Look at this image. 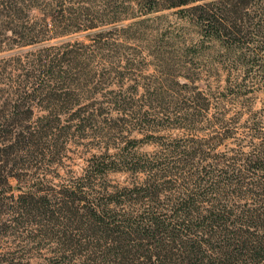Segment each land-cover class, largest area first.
<instances>
[{"label": "trees", "instance_id": "1", "mask_svg": "<svg viewBox=\"0 0 264 264\" xmlns=\"http://www.w3.org/2000/svg\"><path fill=\"white\" fill-rule=\"evenodd\" d=\"M120 1L105 0L107 6L119 2V11L133 19L129 26L144 21H134L137 11L146 15L176 8L182 20L198 26L204 39L219 45L217 69L226 74L228 91L241 95L236 92L241 82L250 81L264 92V0ZM21 2H4L8 47L33 44L52 30L64 32L55 31L57 17L49 12L32 22L28 14L22 17ZM50 49L38 50L32 59H13L12 69L19 73L12 74L8 115L0 122V189L20 191L9 196L8 233L28 229L24 239L37 248L53 244L49 264H264L261 122L253 125L254 136L262 141L228 163L217 156L202 164L208 143L200 138L169 144L161 141L163 135H153L160 147L156 158L130 155L123 146L115 153L92 156L80 176L67 184L57 187L38 178L40 166L58 154L67 130L74 127L82 137L83 130L92 127L95 114L87 108L99 101L75 90L103 78L87 70L85 60H76L73 52L59 55ZM73 68L79 70L78 78L71 76ZM232 75L241 82H229ZM151 85L146 87L148 108L158 100L149 92ZM196 95L203 97L199 91ZM103 96L116 111L135 119L137 132L160 125L195 135L188 126L194 112L186 113L184 122L162 110L157 122L121 94ZM35 111L39 114L33 118ZM95 111L106 113L102 106ZM65 116L68 124H61ZM120 119L127 118L116 119L109 128L117 130ZM108 172L126 173L131 184L109 186ZM97 178L103 181L99 190ZM10 179L25 185L11 186ZM24 254L9 252L0 264H27Z\"/></svg>", "mask_w": 264, "mask_h": 264}, {"label": "rangeland", "instance_id": "2", "mask_svg": "<svg viewBox=\"0 0 264 264\" xmlns=\"http://www.w3.org/2000/svg\"><path fill=\"white\" fill-rule=\"evenodd\" d=\"M5 1L8 2L0 0V122L3 121L1 116L8 115V90L11 89L10 84L14 85L12 74L19 73L12 69L13 59H32L42 48H51L52 54L58 52L59 55L69 51L73 52L71 55L76 60H85L87 70L103 77H95L93 83H88L80 91L75 90L99 101L87 108L95 114V122L83 130L82 137L74 132V127L67 130L53 161H45L38 170V178L45 182L57 187L67 184L80 176L92 156L115 153L123 146L130 155L144 154L146 158H156L160 147L155 145L158 140L153 135H163L161 141L169 144L187 142L192 137L207 142L209 147L205 146L204 152L208 156L202 164L213 162L217 156L228 163L232 157L244 155L262 141L254 136L253 125L261 122L260 132L264 133V92L261 87L258 83L241 82L232 75L229 82H241V88L236 92L242 94L228 91L227 76L217 69L219 45L204 39L198 26L182 20L176 8L146 15L137 11L134 21H144L129 26L133 19L119 11L123 10L119 8V2H111L107 6L105 0H22L19 3L22 17L28 14L32 22L41 17L42 12H49L57 17L55 31L64 32L55 34L52 30L33 44L8 47V8ZM90 23H93V28L86 27ZM101 44L105 46L103 49ZM78 72L73 68L70 74L78 78ZM100 80L108 83L102 85ZM148 83L152 84L149 92L158 97L154 108L144 105ZM184 83L187 87L183 86ZM95 89L100 91V96L95 95ZM197 91L205 99L195 96ZM109 92L121 94L133 103L134 108H140L142 113L147 111V118L155 117L157 122H161L158 114L162 110L171 113L173 119H184L186 113L194 112L196 117L193 116L194 121L191 119L188 126L192 127L189 133L195 135L180 128L162 129L160 125L137 132L132 116H124L104 100L103 94L108 95ZM86 101L83 99L82 103ZM99 106L103 107L105 114H96ZM72 112L70 109L68 114ZM38 114L35 111L33 118ZM118 118L127 119L117 122V130L109 128ZM61 124H68L66 116L62 117ZM106 178L111 187L130 185L132 180L123 172H108ZM95 182L99 190L103 181L97 178ZM9 184L25 185L24 181L20 183L16 179H10ZM19 192L16 188L0 189V258L7 257L9 252H24L22 261L27 264H49L53 244L37 248L24 239L28 229L8 233L9 196Z\"/></svg>", "mask_w": 264, "mask_h": 264}, {"label": "water", "instance_id": "3", "mask_svg": "<svg viewBox=\"0 0 264 264\" xmlns=\"http://www.w3.org/2000/svg\"><path fill=\"white\" fill-rule=\"evenodd\" d=\"M16 188V187H15Z\"/></svg>", "mask_w": 264, "mask_h": 264}]
</instances>
